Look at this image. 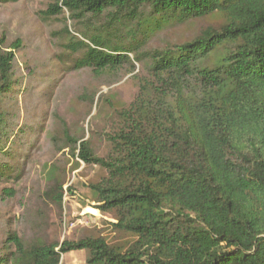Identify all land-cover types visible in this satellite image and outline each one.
Instances as JSON below:
<instances>
[{
  "label": "trees",
  "instance_id": "trees-1",
  "mask_svg": "<svg viewBox=\"0 0 264 264\" xmlns=\"http://www.w3.org/2000/svg\"><path fill=\"white\" fill-rule=\"evenodd\" d=\"M42 1L40 17L61 25L55 38L62 55L79 56L76 69L116 81L143 70L130 104L100 99L119 128L107 136V157L61 117L50 134V149L107 172L91 187L96 209L129 241L27 242L12 233L0 264H61L76 251L87 264H264V0ZM22 48L21 39H0L1 157L7 143L38 142L26 136L32 125L19 109ZM96 98L88 88L78 100L94 107ZM22 172L0 161V183ZM45 174V197L61 207L64 172L46 164Z\"/></svg>",
  "mask_w": 264,
  "mask_h": 264
},
{
  "label": "rangeland",
  "instance_id": "rangeland-1",
  "mask_svg": "<svg viewBox=\"0 0 264 264\" xmlns=\"http://www.w3.org/2000/svg\"><path fill=\"white\" fill-rule=\"evenodd\" d=\"M46 8L42 0H21L18 4L0 6V39L5 35L8 45L16 39L23 41V48L17 54L25 75L19 109L21 118H28V124L32 125L26 130V136L38 141L34 148L28 144L7 143L6 156H0V161L9 167L20 163L23 169L20 179L0 183V255L4 254V242L12 233L23 236L27 242L38 236L48 243L76 241L85 236H102L121 246L129 241L128 237L114 232L111 224L115 220L111 215L96 209L98 203L91 187L100 183L107 172L84 163L76 166L77 159L68 151L56 153L50 149V134L51 128H56V118L61 117L74 129L84 128L86 139H90L98 156L107 157L110 152L107 136L119 128L117 122L111 120L109 108L101 106L100 99L111 96L116 105L130 104L138 91L133 76H142L143 70L138 65L133 75L116 81L110 77L97 79L88 70L76 69L79 56L62 55L61 42L55 38L61 25L57 21L44 23L40 17ZM205 26L203 23L201 28ZM61 59H64L63 64ZM26 67L35 70L32 77L27 76ZM46 77L50 82L45 91L49 94L48 100L41 95ZM88 88L97 92L94 107L78 100ZM46 164L64 172L65 196L61 207L50 204L45 197ZM5 189L13 190L15 195L3 196ZM61 264H87V253L65 254Z\"/></svg>",
  "mask_w": 264,
  "mask_h": 264
}]
</instances>
